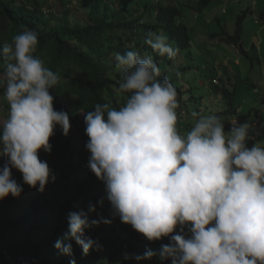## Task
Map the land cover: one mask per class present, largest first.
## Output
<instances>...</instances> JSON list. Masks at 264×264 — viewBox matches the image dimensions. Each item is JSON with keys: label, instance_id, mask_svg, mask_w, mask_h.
Segmentation results:
<instances>
[{"label": "clouds", "instance_id": "9594fccd", "mask_svg": "<svg viewBox=\"0 0 264 264\" xmlns=\"http://www.w3.org/2000/svg\"><path fill=\"white\" fill-rule=\"evenodd\" d=\"M119 2L99 0L97 5L115 9ZM71 4L72 14L79 17L82 0H71ZM144 9L132 5L130 18L154 21L156 15L146 17ZM168 39L163 32L150 30L144 42L173 60L179 49ZM38 45V33L24 27L2 47L0 118H6L0 122V206L13 202L9 212L17 219L28 210L35 211L23 220L19 233L26 234L36 223L45 224L40 230L52 225L49 243L68 256L73 254V240L85 255L102 247L85 235L92 226L112 223L102 215L90 219L96 205L68 214L36 202L37 195L44 194L46 185L60 179L62 172L54 169L55 160L47 162L40 155L52 152L54 135H65L72 137L79 157L76 172L80 174L71 175L70 180L80 183L94 173L105 192L99 203L110 202L113 217L148 241L170 240L159 251L125 253V259L139 262L158 257L161 264L169 258L171 264H264V144L249 147L248 141L254 139L249 123L233 120L225 131L217 115L193 111L191 128L181 132L176 87L168 78L159 79L161 69L152 55L138 51L115 55L122 78L114 92L118 103L122 98L121 106L97 103L94 110H78L76 120L73 113L54 108L51 90L69 77L45 66L35 55ZM181 59L175 63L183 64ZM84 128L88 141L83 135L74 139L76 131L84 132ZM67 159L73 168L74 160ZM58 220L64 226L69 222V231ZM61 232L66 233L59 239Z\"/></svg>", "mask_w": 264, "mask_h": 264}, {"label": "trees", "instance_id": "16d2710c", "mask_svg": "<svg viewBox=\"0 0 264 264\" xmlns=\"http://www.w3.org/2000/svg\"><path fill=\"white\" fill-rule=\"evenodd\" d=\"M215 1L120 0L114 6L115 9L112 6L111 9H100L97 5L99 0H82L84 9L76 18L72 14L74 8L71 7V0H0V75L4 71L5 64L2 54L3 44L12 42V38L27 27L38 33L39 45L35 55L44 60L46 67L69 77V80L62 81L57 88L51 90V94L55 97L54 108L57 111L66 110L73 113L76 120L78 110H94L97 103L108 102L117 108L121 106L123 100L120 98L118 103L114 92L122 78L121 70L116 68L115 55L138 51L141 54L147 52L152 55L161 69L159 79L168 78L176 87L180 104L177 109L180 118L178 127L181 132L191 128L194 122L191 117L193 111L201 115H217L225 124V131L230 130L234 115L241 123L249 121L253 123L264 112V87H261L263 91L260 92V82L254 81L249 76H243L242 79L241 71L235 69L239 64L234 58V62L230 60L225 67H219V61L223 60L221 58L205 60L209 67L203 70H200L197 63L198 51L193 39L195 31L192 22L188 23V17L192 14L193 18L199 19ZM134 4L145 7L146 17L156 15L154 21L144 22L140 17L132 20L129 8ZM155 11L157 13L153 14ZM247 11L250 9L245 13ZM225 14L226 12H217L211 19L206 20L210 25L218 22L217 31L210 34V40L219 38L221 46L227 43L228 48L238 47L240 53L247 54L242 35V19L245 15L240 16L233 30L231 23L224 18ZM206 23L205 26L208 27ZM150 30L163 32L168 36V42L179 49L175 59L170 60L166 55H158L144 42L145 34ZM210 51L214 49H209L207 53ZM179 58L185 62L177 65L175 60ZM241 79L247 81L258 93H262L261 105L247 113L241 110L235 97L236 92L239 91V86L236 85L242 81ZM262 123L264 124V118ZM76 124L79 122L76 121ZM85 128L84 132L83 129L77 130L74 139L83 135L88 141ZM54 136L50 139L53 145L52 152L43 153L40 157L47 162L49 159L55 160L54 169L62 170L61 176L60 179H55L46 185L45 191L42 192L44 194H38L36 202L42 201L40 205L42 208L51 204L56 211L63 209L61 213L65 211L68 214L73 211H87L90 205H96L97 211L90 213V219H98L102 215L111 219L112 223L92 226L85 230V235L97 241L102 247L93 248L85 255L81 246L73 240V254L64 255L67 257L65 259L64 256L57 254L60 250L52 244L57 250L54 259L64 260L62 262L42 258L39 252L30 254L33 247L42 253V243L49 240L46 236L36 241L37 233L44 231L40 229L45 224L36 223L26 234L22 231L19 233L18 229L24 225L23 220L29 219L30 213L35 211L31 209L25 214H20L18 219L13 218L9 212L10 201L0 206V264H70L73 259L76 264H161L158 257L139 262L134 258H124L125 253L142 255L148 248L159 251L161 246L169 244L170 240L165 237L154 242L148 241L143 234L123 223L119 217H113L110 202L104 199L102 206L99 203L105 197V192L99 188L103 182L94 173L87 174L80 183L71 181V175L78 177L80 174L76 172L79 169L77 162L79 157L76 156L72 137L58 135L54 138ZM253 144V142L249 143L250 146ZM261 144H264V140ZM83 152H85L84 148ZM89 155L88 151L87 157ZM68 157L74 160L73 168H69L67 164ZM85 157L84 153L83 158ZM60 224L69 231V222L64 226L58 220V225ZM46 231L47 234L51 233ZM65 233L61 232L59 239L63 238ZM163 264H171V258Z\"/></svg>", "mask_w": 264, "mask_h": 264}, {"label": "rangeland", "instance_id": "374dc122", "mask_svg": "<svg viewBox=\"0 0 264 264\" xmlns=\"http://www.w3.org/2000/svg\"><path fill=\"white\" fill-rule=\"evenodd\" d=\"M247 9H250V11H247L245 13ZM217 12H226L224 18L231 23L233 30L236 28V24L240 16L245 15L242 19V35L246 44L245 48L247 49V54L240 53V49H238V47L228 48L227 43H223V45L221 46L222 43L219 38L210 40V34L214 31H217L216 29L218 22H216L215 25H210L206 23V20L211 19L213 16H215V14H217ZM153 14H155V12H153ZM188 23H191L194 27L195 35H193V39L195 42L196 50L198 51L199 60L197 61V63L200 66V70L208 69L209 65L207 67V63H205V60L214 57L223 59L222 61H219V67H225L229 64L230 60L233 61L234 59H236L235 62H237L239 65L236 66L235 69L241 71V78L244 79L245 76H249L252 77L254 81H259L261 85L260 92L263 91L261 87H264V0H216L211 5V7L208 8L204 15H200L199 19L193 18L192 14H190L188 17ZM205 23L206 25H208V27L205 26ZM191 30H193V28ZM209 49H214V51H210L209 53H207ZM233 70L234 69L232 68V71ZM236 86H239V91L236 92L235 97L237 100V104L240 105V108L243 112L247 113L249 112V110L257 108L261 105L262 93H258L255 88H251L247 81L242 80L241 82H238ZM207 93L211 94L210 91H207ZM219 110L222 111L221 109ZM5 118L6 117H1L0 122H2ZM263 118L264 112L260 115L259 120L261 121L263 120ZM233 120H237L240 123V120L236 115L233 116ZM255 121L256 123H252L250 121L244 122L251 125L249 134L250 137L254 136V140L252 141L251 137V139L248 141V145L251 142L261 144L264 140L263 123L257 121V119ZM72 132L73 128H71L70 130V133ZM50 168L53 169V167ZM54 174L56 175L55 172ZM33 190L34 188L31 192H33ZM46 227L48 228V230L53 228L52 225ZM43 229L45 230L42 231V233H37L36 241H38V239L46 238V236L47 238L51 239L49 234H47L46 228L44 227ZM49 242L50 241L47 240L45 241V243H42V253L40 252V250H36V247H33L30 250V254L34 255L39 252L42 258L53 260V262L64 261H60V259H54V255L57 250L52 247L53 243ZM57 254H60V256L65 255L60 251ZM64 257L65 259L67 258L66 256Z\"/></svg>", "mask_w": 264, "mask_h": 264}]
</instances>
